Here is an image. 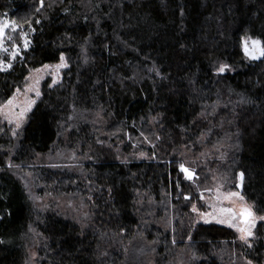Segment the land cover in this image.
<instances>
[{"label":"trees","instance_id":"1","mask_svg":"<svg viewBox=\"0 0 264 264\" xmlns=\"http://www.w3.org/2000/svg\"><path fill=\"white\" fill-rule=\"evenodd\" d=\"M0 19L22 56L0 104L68 64L15 136L0 115V264H264V222L249 247L191 210L219 187L264 215V57L241 47L264 0H0Z\"/></svg>","mask_w":264,"mask_h":264},{"label":"snow or ice","instance_id":"2","mask_svg":"<svg viewBox=\"0 0 264 264\" xmlns=\"http://www.w3.org/2000/svg\"><path fill=\"white\" fill-rule=\"evenodd\" d=\"M41 6H43V0H41ZM37 11H39V9H37ZM37 23H39V21H37ZM19 28L20 25H18L15 21L0 19V53L5 54V58H0V72L11 70L13 67V61H15L18 57L22 58L19 45L12 43L10 48L5 46V40H12V37L8 35V32H16ZM21 37L23 39V48L24 50H27L30 44V41L27 39V34L21 32ZM241 47L245 58L249 60H259L264 57V41H261L259 38L245 36L241 41ZM67 67L68 64L66 58L63 54H61L59 56V63L55 65L46 64L43 65L42 69H36L34 71L36 73L48 72L52 76V83L49 87H52L59 83L60 70ZM226 70H230V66L224 63H221L217 68L218 73H224ZM25 79H32L33 82L26 85L24 89L25 103L23 105L16 103L17 97L21 93L19 88L15 89L13 95L3 104H0V115H3L4 119L7 120L9 124H15V128L12 130L13 136L16 135V130L21 128L26 114L36 103L35 99H29L27 97V93L34 92L37 98L41 95L38 85L40 80L43 79V76L37 75L33 79L30 75ZM16 108H19L18 112L15 111ZM9 167H11V165H9ZM178 169L179 172L183 174L184 179L188 181H193L197 178L195 176V170L186 167L184 163H180L178 165ZM238 178L239 183L236 186L237 188H240L244 181V173H239ZM176 187H180L179 182H177ZM184 199L190 200L191 197L185 195ZM200 199H204L203 193L200 194ZM224 199L229 200L230 206L220 207L217 209L215 205H209V207L213 208V212L209 213L199 212L196 204L193 203L191 210L193 212H198V214L204 218L205 223H208V217H211L217 224L226 225L227 227L234 229L239 234L238 239L251 247L250 240L255 238L254 229H256L258 222H264V215H258L254 206L247 203L245 201V197L238 191L227 193ZM217 200H219V196L217 197ZM217 212L219 215H217ZM247 264H252V261H248Z\"/></svg>","mask_w":264,"mask_h":264},{"label":"rangeland","instance_id":"3","mask_svg":"<svg viewBox=\"0 0 264 264\" xmlns=\"http://www.w3.org/2000/svg\"><path fill=\"white\" fill-rule=\"evenodd\" d=\"M5 46L10 48V46L7 44V40H5ZM0 58H5V54L0 53ZM66 61H67V60H66ZM57 63H59V61H57V62H55V63H46V64H47V65H55V64H57ZM46 64H43V65H46ZM43 65L39 66L38 68H35V69L31 70V72H30L29 75H28V77L31 75L33 79H34L37 75H42V76H43V79L40 80L39 85H38L40 93H41V87H42V85L44 84V82L48 81L50 84L52 83V76H51L48 72L36 73V72L34 71V70H36V69H42V68H43ZM64 70H65V68L61 69L60 72H59V77H60L59 81H60V80L62 79V77H63ZM49 71H50V70H49ZM32 82H33V80H32V79H29V80H27L26 84H25L22 88H20L21 93H20V95L17 97V101H16V103H18V104H20V105H23V104L25 103L24 89H25L26 85L31 84ZM27 97H28L29 99H35V100H36V103H37L38 98L35 96V93H34V92H29V93H27ZM36 103L32 106L31 110L35 107ZM31 110H30V111H31ZM15 111L18 112V111H19V108H16ZM30 111H29V112H30ZM29 112H28V113H29ZM28 113H27V114H28ZM27 114H26V116H27ZM26 116H25V118H26ZM25 118H24V120H25ZM23 122H24V121H23ZM12 125L15 127V124H14V123H13ZM229 192H237V191H223V190H221L219 187H215L214 189H212V190L209 192V194H207V195H203V196H204V201H205V203H206V205H207V209L204 210V211H202V210L199 209L198 206H196V207H197V209L199 210V212H209V213L213 212V208H212V207H209V205H215L217 209H219L220 207H228V206H230V204H229V200H228V199H224V197H225L226 194L229 193ZM238 192H240L241 195H243L241 191H238ZM218 196H219V200H217V197H218ZM243 196H244V195H243ZM244 197H245V196H244ZM245 201H246L247 203H249V204H252V205L254 206V209H255V205H254L252 202H250L246 197H245ZM255 210H256V209H255ZM257 214H258V213H257ZM217 215H219L218 212H217ZM258 215H259V214H258ZM199 218H200V220H201L202 222H204V218H202L200 215H199ZM208 221H209L208 223H210V222H215V220L212 219L211 217H208ZM215 223H216V222H215ZM259 223H260V222H258L257 227H258ZM257 227H256V228H257ZM254 231H255V229H254Z\"/></svg>","mask_w":264,"mask_h":264}]
</instances>
